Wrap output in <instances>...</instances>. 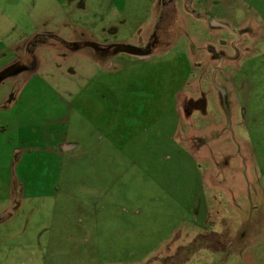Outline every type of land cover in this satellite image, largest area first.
<instances>
[{
    "label": "rangeland",
    "instance_id": "rangeland-1",
    "mask_svg": "<svg viewBox=\"0 0 264 264\" xmlns=\"http://www.w3.org/2000/svg\"><path fill=\"white\" fill-rule=\"evenodd\" d=\"M103 1L0 0L48 40L22 101L0 81L27 148L0 156V264H264V0H115L116 33L63 55Z\"/></svg>",
    "mask_w": 264,
    "mask_h": 264
},
{
    "label": "crops",
    "instance_id": "crops-1",
    "mask_svg": "<svg viewBox=\"0 0 264 264\" xmlns=\"http://www.w3.org/2000/svg\"><path fill=\"white\" fill-rule=\"evenodd\" d=\"M111 2V5H110ZM75 4L77 6H79L80 8L87 9L89 10L90 8L88 7L87 4V0H70L69 5ZM121 5L119 3H116L115 0H104L102 3L100 2V5H97L96 7L93 5V9L94 12L96 14V17L94 19V21H96V23L90 22V20L86 19L85 17L81 16L80 19V24L83 25L82 28H79L80 31L77 34V36H81L82 34H84V37H86L88 40L86 41H93V42H99L101 43L103 40L102 37L107 38L109 40V38L107 37L106 33L108 34H112V33H116V31L119 29V26L121 25L122 22H125V19H115V18H111V14L114 13V9H112L113 7L115 8H119ZM92 8V7H91ZM96 9H98L99 11H97ZM120 16V10L118 12V17ZM118 21V22H117ZM74 23L76 24V22L74 21ZM11 24H10V20L8 18V16H6V13H4L2 10H0V81L4 78H7L8 76H12L15 79H20L22 78V76H24V82L21 86V88H19L17 90V92L15 93V95L13 94L12 96L9 97L8 100V104L11 102L14 103V105L20 101H22V99L29 94V88L33 87V84L36 85V83L38 81L34 80V78H36L38 76V71H39V67L37 64L41 63L39 61V59H37L36 55H34V49L35 46L37 44H41L42 42H47L48 40H42L39 37L40 36H36L38 33H35L34 35H20L18 34L17 39H13L12 37V31H11ZM73 30V28H72ZM35 31V30H34ZM75 31H77L75 29ZM37 37V38H36ZM53 37H58V40H54ZM82 38V37H79ZM89 38H93L94 40H91ZM50 40H54L55 42H57V44L54 45L52 43H50L51 46H56V51H60L61 49V42L65 41L63 39H61L59 36H57L56 34L53 33V36L50 38ZM81 40V39H79ZM49 43V42H48ZM118 44H122V43H118V42H111L108 44V46H113V47H117L119 49V45ZM88 45V44H87ZM60 48H59V47ZM89 46V45H88ZM92 46V45H90ZM63 47V46H62ZM86 46H80V47H73L71 48V50H64L62 51L63 55L66 54H73L75 55L78 51L84 52L86 49ZM85 49V50H84ZM99 53V52H98ZM39 78V77H38ZM22 98V99H21ZM32 99H34V96H31ZM55 100H59V102H64L65 106L68 108L70 106V104L65 100V98L63 97V95L57 93L56 94V99ZM10 105V104H9ZM7 104H4V106L1 107H6L9 106ZM19 106V104H18ZM5 111H2V115H0V135L1 136H6L4 138V140L1 139V143H0V156L1 158L3 157L4 160H11V152L16 150L19 151L21 150V146L18 145H9L11 144L13 141H17V143H21V141H25L26 138H24L22 140V137H24V133L23 132H13L12 131V125H14V122L12 121L13 116H9L11 113L13 112H7V108H1ZM16 112L22 114L19 111L16 110ZM25 114H22L25 117ZM45 117V115L43 116V118ZM48 117L52 118L53 116L51 114H48ZM64 116L60 117L59 120L62 121ZM18 123L16 122L17 127H22V122L21 118H19V120H17ZM26 123L27 125V121H24V124ZM17 130H19V128H17ZM51 134V133H49ZM60 135L62 136V139L60 140ZM57 141L53 144V149H52V153H54L55 155H59L60 157L62 156V150L66 149L67 147L65 145L62 144V140H63V135L58 132L56 134ZM63 145V146H62ZM11 147L9 149V153H8V148L6 147ZM37 150H39V147L36 148ZM7 152V153H6ZM26 152H27V148H24V146L22 147L21 150V154L19 156V160H23L26 159ZM6 154V155H5ZM1 162H4L3 160ZM108 210V209H105ZM223 230V229H222ZM226 230V228H225ZM252 230V229H251ZM217 232V231H216ZM227 233L225 234V237L230 236L229 232L226 231ZM197 234H200L201 231L196 232ZM216 235H220L217 234ZM189 239V237L187 238ZM243 239V238H242ZM237 240V244L239 245V243H243V240ZM249 239V238H248ZM246 240V239H245ZM236 243V241H235Z\"/></svg>",
    "mask_w": 264,
    "mask_h": 264
},
{
    "label": "water",
    "instance_id": "water-1",
    "mask_svg": "<svg viewBox=\"0 0 264 264\" xmlns=\"http://www.w3.org/2000/svg\"><path fill=\"white\" fill-rule=\"evenodd\" d=\"M72 43V45L71 46H73L74 45V47H80V46H83V45H85V44H88V45H94V44H96L97 42H93V41H76V42H74V44H73V42H71ZM119 45V47H120V49H122V48H125V44H118ZM130 47V46H129Z\"/></svg>",
    "mask_w": 264,
    "mask_h": 264
},
{
    "label": "flooded vegetation",
    "instance_id": "flooded-vegetation-1",
    "mask_svg": "<svg viewBox=\"0 0 264 264\" xmlns=\"http://www.w3.org/2000/svg\"><path fill=\"white\" fill-rule=\"evenodd\" d=\"M101 43H102V42H101ZM108 47H110V46H108ZM117 47H118V46H117ZM117 47H116V49H118ZM119 48H120V47H119Z\"/></svg>",
    "mask_w": 264,
    "mask_h": 264
}]
</instances>
